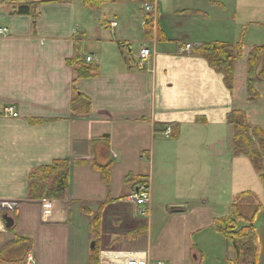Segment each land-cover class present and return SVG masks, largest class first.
I'll return each instance as SVG.
<instances>
[{"label": "crops", "instance_id": "0c3cea01", "mask_svg": "<svg viewBox=\"0 0 264 264\" xmlns=\"http://www.w3.org/2000/svg\"><path fill=\"white\" fill-rule=\"evenodd\" d=\"M71 2L17 15L0 1V28L9 31L0 36V203L16 205L5 212L14 231L0 233V264H90L95 249L100 264L129 254L164 264H236L214 222L229 217L222 214L237 196L257 195L245 183L250 165L254 182L259 176L248 158L234 156L228 118L244 112L264 129V79H255L257 99L248 93L249 56L264 46V0L120 1L113 21L96 15L100 8L75 13ZM215 42L243 43L232 90L195 54ZM187 45L192 55L181 54ZM142 48L151 51L143 68ZM88 57L97 71L75 83L69 61ZM75 89L89 107L75 111ZM8 107L19 117L6 116ZM167 127L176 137L164 134ZM57 161L69 162L65 197L31 199L30 175ZM108 165L105 178L98 166ZM142 181L151 189L145 215L129 201ZM263 213L262 206L257 216ZM16 236L32 242L28 255L11 250Z\"/></svg>", "mask_w": 264, "mask_h": 264}, {"label": "trees", "instance_id": "16d2710c", "mask_svg": "<svg viewBox=\"0 0 264 264\" xmlns=\"http://www.w3.org/2000/svg\"><path fill=\"white\" fill-rule=\"evenodd\" d=\"M7 1L12 4L18 3V6L13 7V12L17 15H31L36 6L43 3H52L57 0H0ZM120 1L135 2L139 0H83L84 5L92 10L99 9L105 3H116ZM143 1V0H140ZM152 21L149 17L146 18V27H150ZM243 43L237 46L228 43L215 42L205 44L199 47L195 54L206 59L210 67L217 73L224 76V81L227 88H233L234 82V64L242 57ZM264 57V46L255 47L249 56V79H248V93L249 100L253 101L258 98L255 89V79L257 77L264 79V61L261 62V67H258L260 60ZM69 65L75 67V83L78 79H88L93 77L96 69L89 66L86 60L76 58L69 61ZM79 65V67H76ZM90 100L81 95L75 89V97L73 107L75 111L89 107ZM36 122V121H31ZM228 123L233 128V153L235 157H246L252 163L255 172L259 176L261 183L264 186V129L259 127H252L244 112L234 111L229 115ZM174 132V131H173ZM172 138L176 137L175 134ZM109 166L99 167L103 173V177L109 174ZM143 182V181H142ZM69 187V162L57 161L49 167H43L30 175L29 179V196L33 200H41L43 198L49 199H63ZM244 197H252L256 203V209L249 218L241 213V208L238 202ZM232 216L217 219L214 222L215 230L224 236V238L232 244L235 254L236 264H258L260 245L255 228V218L262 209V204L259 197L251 192L243 193L236 197L233 204ZM245 220L246 225L241 229L238 228V221ZM99 220L93 223V231L96 237H99ZM14 231V226L9 229ZM11 250L15 249L24 252L26 255L32 249V242L28 239L15 237L11 243ZM8 249H5V253ZM4 258V254L2 259ZM90 264H100L99 250H93Z\"/></svg>", "mask_w": 264, "mask_h": 264}, {"label": "built area", "instance_id": "2783aa9c", "mask_svg": "<svg viewBox=\"0 0 264 264\" xmlns=\"http://www.w3.org/2000/svg\"><path fill=\"white\" fill-rule=\"evenodd\" d=\"M146 13L147 15L152 14V7L147 6L146 7ZM144 25H146V18L143 22ZM113 26H116V24H113ZM8 29L6 28H0V36H4L8 34ZM194 51V48L191 45H187L183 48H181V54L190 55ZM151 58V51L149 48H142L139 55L140 60V66L141 68L147 66V64L150 63ZM86 62L92 63L93 58L88 57L86 59ZM4 114L9 117L18 118L19 113L16 111L13 107H8L5 109ZM173 128L167 127L164 134L170 138L172 136ZM129 201L135 205H137L140 209L141 214L145 215L149 210L148 206L151 203V189L149 186V183L146 181L141 182L137 186V190L129 197ZM7 229L5 227V224L1 218L0 215V233L6 232ZM119 264H164L161 262H152L149 259V256L147 254L144 255H137V254H129V255H122ZM29 264V263H28Z\"/></svg>", "mask_w": 264, "mask_h": 264}, {"label": "rangeland", "instance_id": "374dc122", "mask_svg": "<svg viewBox=\"0 0 264 264\" xmlns=\"http://www.w3.org/2000/svg\"><path fill=\"white\" fill-rule=\"evenodd\" d=\"M71 1H72L71 2V6H73L75 8L74 9L75 13L93 14V13H90L86 9L83 0H71ZM37 2H39V1L37 0ZM141 4L142 3L138 4L139 8H140ZM11 5L12 6L13 5L14 6H18V3L16 2V3L11 4ZM119 9H120V5L119 4L112 3V2L111 3H105V4H103L100 7V10L96 13V15L107 16V18L110 21H113L115 19L114 17L116 15V13H119V11H118ZM138 13L140 14V12H138ZM255 32H257V31L254 30V32L252 34V36H253L252 43H254V40L256 39ZM260 36H261V33H260ZM260 39H262L261 41H264V37L263 38L261 37ZM255 41H258V40H255ZM190 55H192V54H190ZM250 168H251V171L249 172L250 179L248 181L245 180V183L249 182V184L246 185L248 187L247 190L256 193L257 196L260 198L262 206L264 207V186H263V184L261 183V181H260V179L258 177H255V182H254V176H256V175L253 172V169H252L251 165H250ZM238 203H239L238 206L241 208V213L243 215L249 217V218L252 216V214H253L254 210L256 209V206H257L256 201L252 197H244ZM232 214H233V209L232 208H228L227 209V214H222V215L223 216H226V215L232 216ZM254 223H255L254 224L255 227L260 231L259 233L261 235H263V249H261L263 253H262V260L260 261L261 262L260 264H264V215L257 216L255 218V222ZM237 224H238V228L241 229L242 227H244L246 225V222H245V220H239ZM227 243L232 248V244L229 241H227Z\"/></svg>", "mask_w": 264, "mask_h": 264}, {"label": "water", "instance_id": "95a60500", "mask_svg": "<svg viewBox=\"0 0 264 264\" xmlns=\"http://www.w3.org/2000/svg\"><path fill=\"white\" fill-rule=\"evenodd\" d=\"M15 207V204L0 203V215L5 223V227L7 228V230L11 229L14 226V220L9 215L5 214V212L13 211Z\"/></svg>", "mask_w": 264, "mask_h": 264}, {"label": "bare ground", "instance_id": "6f19581e", "mask_svg": "<svg viewBox=\"0 0 264 264\" xmlns=\"http://www.w3.org/2000/svg\"><path fill=\"white\" fill-rule=\"evenodd\" d=\"M114 255H116V254H114Z\"/></svg>", "mask_w": 264, "mask_h": 264}]
</instances>
